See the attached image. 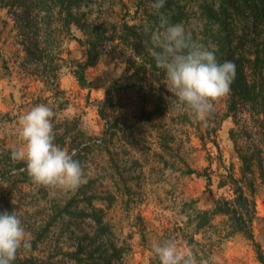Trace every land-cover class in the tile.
I'll list each match as a JSON object with an SVG mask.
<instances>
[{
    "label": "rangeland",
    "instance_id": "obj_1",
    "mask_svg": "<svg viewBox=\"0 0 264 264\" xmlns=\"http://www.w3.org/2000/svg\"><path fill=\"white\" fill-rule=\"evenodd\" d=\"M67 1L69 14L52 0H0V205L31 233L15 261L160 264L152 244L175 240L197 264H259L229 217L211 214L215 200L233 199L228 179L248 157L253 234L264 248L262 0H167L161 9L220 63L228 50L243 61L242 95L218 100L207 126L155 66L145 32L159 28L153 0ZM89 43L100 56L81 85ZM40 104L54 112L55 143L87 177L75 191L37 186L11 158L19 117Z\"/></svg>",
    "mask_w": 264,
    "mask_h": 264
},
{
    "label": "clouds",
    "instance_id": "obj_2",
    "mask_svg": "<svg viewBox=\"0 0 264 264\" xmlns=\"http://www.w3.org/2000/svg\"><path fill=\"white\" fill-rule=\"evenodd\" d=\"M167 0H153L152 7L160 17L159 28L150 33L155 66L165 74L167 90L207 126L215 112V103L227 96L236 76L232 61L220 63L215 49L196 42L183 23L172 24L163 15ZM54 112L40 104L19 117L21 146L11 153L13 161H24L32 182L45 188L75 191L87 183L80 162L55 143ZM31 248V233L14 212L0 211V264H14L18 250ZM151 251L160 264H197L193 254L178 246L175 240L154 242Z\"/></svg>",
    "mask_w": 264,
    "mask_h": 264
},
{
    "label": "trees",
    "instance_id": "obj_3",
    "mask_svg": "<svg viewBox=\"0 0 264 264\" xmlns=\"http://www.w3.org/2000/svg\"><path fill=\"white\" fill-rule=\"evenodd\" d=\"M52 2L60 9L66 8V12L69 14V4L67 0H52ZM24 6H26V3ZM255 15L259 21L264 22V0H262V7ZM78 42L81 44L80 41ZM87 46L86 61L80 73L77 75L81 85L84 84V70L93 67L100 56L96 43H89ZM224 61H232L236 65V76L231 84L230 90L231 97L234 100L242 95L241 90L244 87L243 61L242 59H235L234 53L232 54L231 50L227 51ZM248 159V157L240 155V160L242 162L240 178L235 179L233 176H230L228 179L229 185L232 187L233 199L227 200L219 198L215 200V211L211 215L220 214L229 217L236 230L251 243L257 262L259 264H264V248L255 241L253 234V225L256 221V206L254 201L252 170L250 169ZM207 180L209 182V179ZM207 185H209V183ZM224 185L223 183L220 184L221 187ZM0 211H4L1 205ZM203 214L206 215V212ZM14 264L24 263L14 261Z\"/></svg>",
    "mask_w": 264,
    "mask_h": 264
}]
</instances>
